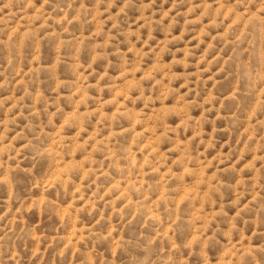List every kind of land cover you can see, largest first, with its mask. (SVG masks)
Wrapping results in <instances>:
<instances>
[{
    "label": "rangeland",
    "instance_id": "obj_1",
    "mask_svg": "<svg viewBox=\"0 0 264 264\" xmlns=\"http://www.w3.org/2000/svg\"><path fill=\"white\" fill-rule=\"evenodd\" d=\"M0 264H264V0H0Z\"/></svg>",
    "mask_w": 264,
    "mask_h": 264
}]
</instances>
